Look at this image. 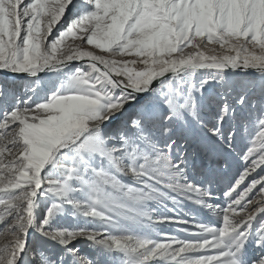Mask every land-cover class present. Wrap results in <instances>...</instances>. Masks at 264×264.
I'll return each instance as SVG.
<instances>
[{"label":"snow or ice","instance_id":"1","mask_svg":"<svg viewBox=\"0 0 264 264\" xmlns=\"http://www.w3.org/2000/svg\"><path fill=\"white\" fill-rule=\"evenodd\" d=\"M261 173L264 0H0V264H264Z\"/></svg>","mask_w":264,"mask_h":264},{"label":"rangeland","instance_id":"2","mask_svg":"<svg viewBox=\"0 0 264 264\" xmlns=\"http://www.w3.org/2000/svg\"><path fill=\"white\" fill-rule=\"evenodd\" d=\"M242 163H243V162H242V161H239V160L234 161V163H233V168H232V170H231V172H230V175H231V174H235V172L237 171V169L240 167V165H241ZM261 175H264V173H261Z\"/></svg>","mask_w":264,"mask_h":264}]
</instances>
